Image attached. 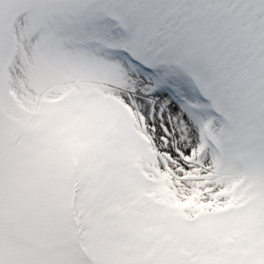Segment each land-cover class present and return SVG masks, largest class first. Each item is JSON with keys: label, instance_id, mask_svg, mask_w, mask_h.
I'll list each match as a JSON object with an SVG mask.
<instances>
[{"label": "snow or ice", "instance_id": "6c2138e0", "mask_svg": "<svg viewBox=\"0 0 264 264\" xmlns=\"http://www.w3.org/2000/svg\"><path fill=\"white\" fill-rule=\"evenodd\" d=\"M0 264H264V0H0Z\"/></svg>", "mask_w": 264, "mask_h": 264}]
</instances>
